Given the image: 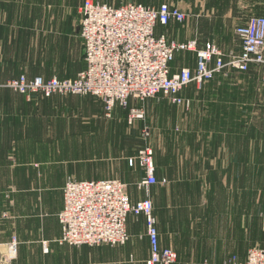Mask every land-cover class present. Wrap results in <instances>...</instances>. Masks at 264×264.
Masks as SVG:
<instances>
[{
    "label": "rangeland",
    "instance_id": "obj_1",
    "mask_svg": "<svg viewBox=\"0 0 264 264\" xmlns=\"http://www.w3.org/2000/svg\"><path fill=\"white\" fill-rule=\"evenodd\" d=\"M83 1L0 0V12L6 8L9 14L18 11L24 23L23 28L10 29L1 25L0 16V86L20 73L62 76L70 72L71 63L85 61L80 34L77 32L70 37L74 34L64 26L70 11L75 12ZM99 1L113 5L170 3L188 14L187 21L177 22L180 28L200 16L204 20L198 22L199 30L204 35L208 32L207 0ZM54 13L55 22H52ZM261 15L264 16V0H258L252 16ZM74 20L78 31L77 13ZM52 25L56 26L54 31H51ZM252 69L242 72L229 68L205 85H190L183 91L190 100L188 107L171 103L162 93L140 101L146 104L145 118L131 125H125L123 119L111 122L104 112L102 99L91 94L68 93L51 97L33 94L28 97L1 86L0 119L7 121L9 131L24 133L25 152H33L38 157L49 153L51 159L79 160L95 168L97 161L103 164L105 175L111 179L123 180L128 171L127 161L131 159L132 169L142 171L140 151L152 149L157 183L151 186L149 195L155 204L158 223L161 219L164 237L174 218L181 231L179 245L188 252L190 233L203 229V215L206 213V220L215 217L214 212L221 215L219 210L225 201L227 212L229 208L234 214L242 211L240 207L246 210L242 213L249 218V226L259 228L257 238L263 239L251 248L261 247L264 246V76L260 67ZM239 128L241 141L247 143L242 157L246 159L248 182L243 181L242 187L239 182H231V186L227 183L224 190L222 182L211 175L219 178L223 170L228 169L233 153L224 146L228 147L230 142L239 143V135L233 136V131ZM123 182L128 192L131 185L138 188L139 181L130 185ZM245 192L248 194L243 199ZM178 262L210 264L205 258L197 261V257H179Z\"/></svg>",
    "mask_w": 264,
    "mask_h": 264
},
{
    "label": "built area",
    "instance_id": "obj_2",
    "mask_svg": "<svg viewBox=\"0 0 264 264\" xmlns=\"http://www.w3.org/2000/svg\"><path fill=\"white\" fill-rule=\"evenodd\" d=\"M80 36L83 40L87 66L74 78L44 79L20 75L7 81L9 87L30 97L40 94L94 95L104 102L105 114L111 117L116 105L127 108L131 99L145 101L164 94L176 105L189 106L183 91L191 84L202 86L226 69L248 72L259 66L264 76V16H250L236 28L241 40V51L224 52L216 43H201L198 38L187 41L169 39L157 34L158 25L184 23L188 14L179 6L161 3L149 6L142 3L113 5L99 0H84L80 7ZM192 51L195 67L183 66L173 71L172 63L179 52ZM0 86V87H1ZM143 107L130 108L128 121L145 116ZM141 166L146 177L138 188L149 192L157 183L152 149L140 151ZM130 162L133 164V160ZM130 214L143 215L146 235L150 241V257L146 264H173L175 250L161 247L154 204L149 194L136 202L131 201L127 184L119 179L76 180L68 178L64 186V206L59 213L62 225L60 243L81 245H123L130 240L127 220ZM17 251L13 238L6 257L7 264ZM224 264H264V247H253L245 261L236 256Z\"/></svg>",
    "mask_w": 264,
    "mask_h": 264
},
{
    "label": "crops",
    "instance_id": "obj_3",
    "mask_svg": "<svg viewBox=\"0 0 264 264\" xmlns=\"http://www.w3.org/2000/svg\"><path fill=\"white\" fill-rule=\"evenodd\" d=\"M83 2L79 4L75 12L70 11L68 19L65 20L64 26L72 34L77 32L80 34V23L77 31L74 14L77 13L80 22V7ZM257 5L258 0H207L208 32L206 35L199 30L198 22L204 20L200 19V16L193 18L187 25H181L183 28H180V24L177 22H171L167 26L158 25L156 32L178 41L198 38L201 43L214 42L224 52L239 53L241 40L236 33V28L247 22L248 18L255 13ZM6 9H2L0 12L1 25L15 30L20 29V27L23 28L24 23L21 22L23 15L18 11L9 14ZM51 18L52 22H55V13ZM56 24L60 25L57 21ZM54 25L51 26V31L55 30L56 26L54 27ZM72 36L75 34L70 35V37ZM76 44L79 45V41ZM195 63L194 52H179L172 63V69L177 71L183 66L194 68ZM70 65H72L70 72L62 76H45L38 73L32 76L20 73L18 76L25 74L29 78L38 76L44 77V79L52 77L74 78L86 68L87 63L82 61V63L76 65L71 63ZM252 68L253 66L249 71L253 70ZM212 80H215V77L206 83ZM145 106L146 104L131 99L127 108L116 105L111 117L108 118H111V122H120L123 119L125 125H131L128 121L130 108L144 107L146 110ZM138 120L142 119H136L134 122ZM6 122V120L0 119V257L8 255L9 245L16 237V255L7 264H146L150 257L151 248L149 238L146 235V219L143 215H129L127 228L131 238L123 245L71 246L59 242L62 235L59 213L64 206V186L67 179L70 178L69 175L76 176L74 178L76 180H105L111 179V176L105 175L102 168L103 164L97 161L95 168L93 164L79 160L62 159L61 157L60 160L51 159L49 153L47 156L38 157L33 152H25L23 147L24 133L19 132L18 134L15 130L9 131ZM239 122L241 126V120ZM238 124L235 123V125ZM237 134L239 137L241 136V128L233 131L234 137ZM245 143L241 141L240 137L239 143L230 142L227 144L228 147L225 145L224 149L231 150L233 153V157L229 160L228 169H224L219 178L211 175L222 182L224 190L227 188V183L231 186V182H239V186L242 187L243 181L248 182L245 167L246 159L242 157V151H245L247 146ZM210 164L212 163L210 162ZM127 165L128 171L125 172L126 177L123 180L129 185L135 181L140 182L146 177L144 169L142 171L132 169L134 166L130 161H127ZM123 180L121 179V181ZM243 184L247 188L245 183ZM128 194L131 201L136 202L150 194V190L147 193L145 190L131 185ZM247 194L248 192L243 193V199H246ZM240 209L246 212L242 207ZM226 210L224 201L222 209L219 210L221 215L214 212L215 217L212 216L211 220H206V213L203 215L205 218H201L204 221L202 223L203 229L190 233L192 239L188 252L179 245L181 231L175 225L174 218H172L171 225L166 228V237L163 236L164 228L159 218L157 228L161 247L172 248L178 255L177 261L173 264H179V257H197V261L205 258L210 264H224L233 256H236L238 261L247 259L251 247L263 240L257 238V232L260 230L259 228L252 229L249 226V218L241 210L240 213L238 211L236 214L232 213L230 208L228 212ZM205 221L208 222L207 225H205ZM249 229L252 230L251 233H249ZM262 245L264 244L262 243ZM105 251H107L106 255H104Z\"/></svg>",
    "mask_w": 264,
    "mask_h": 264
}]
</instances>
